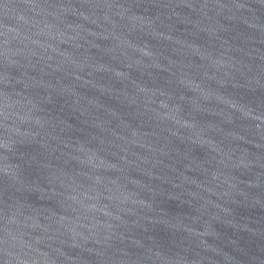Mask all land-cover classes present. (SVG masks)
Instances as JSON below:
<instances>
[{
    "label": "water",
    "instance_id": "1",
    "mask_svg": "<svg viewBox=\"0 0 264 264\" xmlns=\"http://www.w3.org/2000/svg\"><path fill=\"white\" fill-rule=\"evenodd\" d=\"M0 264H264V0H0Z\"/></svg>",
    "mask_w": 264,
    "mask_h": 264
}]
</instances>
